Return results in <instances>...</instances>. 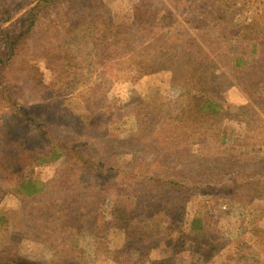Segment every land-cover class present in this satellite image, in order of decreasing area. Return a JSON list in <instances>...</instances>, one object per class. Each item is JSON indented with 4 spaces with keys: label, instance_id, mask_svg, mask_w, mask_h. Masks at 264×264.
I'll return each mask as SVG.
<instances>
[{
    "label": "rangeland",
    "instance_id": "1",
    "mask_svg": "<svg viewBox=\"0 0 264 264\" xmlns=\"http://www.w3.org/2000/svg\"><path fill=\"white\" fill-rule=\"evenodd\" d=\"M152 1L160 21L153 12L144 13L143 19L153 28L152 54H160L164 66L135 81L126 79L134 74L126 65L102 70V60L113 59L110 47L107 54L97 47L88 54L82 44L80 48L71 41L70 52L60 53L56 15L43 21L46 30L19 37L21 46L6 69L21 88L20 104L60 138L81 134L84 162L61 156L27 169L44 183L29 197L18 193L14 183L0 182V253L45 264H264V0ZM101 2L93 14L87 6L73 5L65 24L72 30L83 14L87 22L131 23L134 32L136 0ZM24 10L0 14V26L9 37L21 34ZM222 12L230 18L224 26L211 19ZM221 27L231 34L228 40L219 36ZM140 36L136 34L135 42L143 43ZM67 37L74 35L68 32ZM0 53L7 54L1 38ZM190 53L196 63L190 69L201 75L199 67L207 66L217 101L226 109L219 120H204L192 136L197 145L182 149L180 143L177 154L162 141L152 146L143 130L133 136L137 126L132 115L164 106L172 114L179 111L187 95L171 67L175 54L181 61ZM90 55L95 69L86 64ZM235 57H241L237 66ZM58 74L75 75L77 83L59 82ZM97 74L100 82L110 77V84L94 92L102 100L91 104L80 95L84 87L79 81L81 76L94 81ZM37 80L41 87L53 82L60 96L54 95L53 103L45 100ZM87 110L92 113L83 126L80 114ZM193 117L186 115V122L193 124ZM88 130L102 135L92 138ZM17 133L25 135L21 128ZM39 141L30 140L29 155L38 151ZM7 146L0 138V148ZM222 185L228 190H219ZM116 203L124 207L128 224L112 223ZM194 217L204 223L202 229L188 228ZM169 218L178 232L169 230Z\"/></svg>",
    "mask_w": 264,
    "mask_h": 264
},
{
    "label": "trees",
    "instance_id": "2",
    "mask_svg": "<svg viewBox=\"0 0 264 264\" xmlns=\"http://www.w3.org/2000/svg\"><path fill=\"white\" fill-rule=\"evenodd\" d=\"M75 4L87 6L92 10L87 9L86 11H91L90 13L93 14L95 12L94 9H96L98 5L101 6L102 2L101 0H0V14L2 15H9L11 9L14 11L22 8L25 9L20 28L21 34H19L18 37H15V35L9 37L5 31L6 28L2 29L0 26V38L7 49V54L0 53V60L1 63H3V65H0V138L8 141L10 145L5 148H0V182L9 181L14 183L16 191L22 196H32L40 192L44 186V183L40 179L34 176L32 172L30 173V170L33 171L37 166L55 161L61 156H67L69 160L79 164L83 163L84 160L82 159L81 152L83 144L81 143L82 141L79 140L81 134L73 135V137L66 136L65 138H60L58 135H54L53 131L45 126V123L40 121L30 109L20 104V100H22V97H20L21 88L10 80L8 77L10 71L6 69L7 65L11 66L13 62V57L11 55L15 52L16 48L21 46V43H19L20 38L24 39L26 36L32 34L34 30H46L44 27L41 28V26H43V21H45L47 17L53 18V16L56 15L55 19H59L61 22L60 25H56L58 26L56 30L61 36V39H57V41L62 43L60 53L70 52L72 47L71 41L74 43L76 42V45H80V48L82 44L84 49L87 50L85 52L88 54H90L95 47H97V52L99 51L100 53L104 52L107 54L106 50L110 47L113 59L106 56L101 62L102 70H108L112 64L117 65L119 68H121V65H126L134 72L133 75L126 78L132 81L137 80L141 76L153 74L162 70L164 66L162 65L161 55L152 54L154 48H151L149 45L150 40H152L149 36L153 33V28L146 25L143 19L144 13L153 12L156 14L152 7V5H154L152 0H136L134 3L133 21L135 28H133V30L135 33L132 31L131 23L129 26L124 27L122 24L107 22L105 19H92L90 21L92 22L91 24L87 22V16L81 13L82 18L74 21L75 25H72L73 29L70 30L71 25L68 26L65 22L67 21L66 17L69 16ZM61 11L64 12L59 13ZM171 12L175 11L171 10L170 13ZM211 19L217 21L216 24H220L221 26H224L230 21V18L227 14H224V12L211 16ZM51 20L53 22V19ZM155 21H160L157 14ZM68 32H72L74 37H67ZM94 32L96 35L95 37L93 34ZM139 33L141 35L139 42L142 41L143 43L135 42L138 38L136 34ZM219 36L223 40H228L231 34L222 28ZM54 37L58 38L57 33ZM237 38L239 39V33L234 34V39ZM146 39L149 41H147V45H143ZM159 49L161 50L162 46L159 47ZM226 52L230 53L231 49H228ZM242 52H244L243 48ZM238 53H241V50H239ZM191 54L192 53L183 56L181 61H179V56L175 54L173 59L174 62H172L173 66L171 67V71L174 74L175 82L181 86L182 93L184 92L187 95L185 98L186 102L184 105H181L179 111L172 114L168 112L170 107L167 106V109L164 106L154 113H152L151 110H146L143 115H132V119L135 120L137 126V129L132 132L133 136L138 135L140 130H143L142 134L146 133L144 136H147L148 142H150L152 146H157V144L162 141L164 144L163 146L171 148L173 151H176L177 154L181 152V149L177 148L180 143L182 144V149H184L186 145H189L190 149H192L193 145H197L196 139H194V137L192 138V136L196 135L201 130L204 125V120H208L209 118H211V120H219L226 109L222 103L217 101L215 89L212 88L210 84L212 75L208 74L207 66L199 67L201 75L196 73L197 68L194 70L190 69V67L196 65L192 60ZM90 57L91 55L85 59L88 61L86 64L95 69L97 62L92 61ZM62 58L64 59V57ZM239 59H241V57H235L232 60L233 66L240 64ZM230 60L231 59H229V61ZM110 61L111 63H109ZM66 63L70 65L71 61L68 60ZM66 63L63 64V68L67 66ZM39 77L41 78V74ZM57 77L59 82L61 80H68L69 82L77 83L75 75L61 76V74H58L56 75V79ZM80 80L79 83L84 87V89L80 91V95L84 97V101H89L91 104L95 101L102 100H98V96L94 95V92L106 90V87L110 84L108 83L110 77L103 76L100 82L98 74L94 81L82 76ZM36 85L39 88V94H44L45 100L47 101L53 103V101H51L55 99L53 96H60V94L55 93V89L52 87L53 82L49 85L47 84V86L41 87L42 83L39 84L38 81ZM106 101L107 98L105 99V102ZM189 105L190 108L188 109ZM100 107H102V105H100ZM91 113V110H87L82 111L80 114L84 117L83 126L87 124V119ZM184 115V119L180 120L181 122H177L178 117ZM186 115L194 116L192 119L193 124H188L186 122ZM108 124L110 123H107V125ZM19 128L23 130L25 135H19L20 132L17 133ZM86 133H93L91 136L92 138L102 135L101 131L98 133L88 130ZM83 136H86V134L84 133ZM103 136L105 135L103 134ZM30 140L36 142L42 140L39 141L40 145L36 146L38 151L34 150L31 155H29L28 150ZM88 166L92 169L96 168L93 163H89ZM27 169H30L29 172ZM262 177V181L264 182V175H262ZM172 181L173 183H177V181ZM218 189L227 191L228 186L222 185ZM217 194L221 193L218 192ZM111 213L112 223L116 225L128 224L126 211L120 203L114 204ZM200 220L201 219L196 217L192 218L188 228L195 231L202 229L204 223ZM173 222L174 220L169 218V230L178 232V230L173 228ZM39 263L45 264L43 261L31 257H17L13 254L0 253V264Z\"/></svg>",
    "mask_w": 264,
    "mask_h": 264
}]
</instances>
